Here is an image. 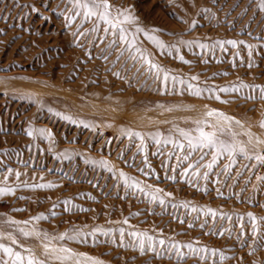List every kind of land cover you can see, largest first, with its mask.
I'll use <instances>...</instances> for the list:
<instances>
[{"label": "rangeland", "instance_id": "374dc122", "mask_svg": "<svg viewBox=\"0 0 264 264\" xmlns=\"http://www.w3.org/2000/svg\"><path fill=\"white\" fill-rule=\"evenodd\" d=\"M108 3L0 0V264H264V0Z\"/></svg>", "mask_w": 264, "mask_h": 264}, {"label": "snow or ice", "instance_id": "6c2138e0", "mask_svg": "<svg viewBox=\"0 0 264 264\" xmlns=\"http://www.w3.org/2000/svg\"><path fill=\"white\" fill-rule=\"evenodd\" d=\"M70 3L73 4L74 9H83V15L85 17V19H90L92 16H98L101 20H103L105 23L111 24L112 27H116V25L112 22V20L110 19L111 13L109 11L111 5L108 3V0H70ZM262 8H264V3H262L261 5ZM127 11V10H126ZM122 15H124V13H121ZM74 15H81V12L79 11H75ZM125 19L126 20H131L133 19V17H131L130 14L125 15ZM121 37L120 39L124 40L126 37L123 34L124 30L121 29ZM228 43H232L235 44V41H229ZM201 48L206 47V45L201 44L200 45ZM181 60H183V57H181ZM251 67V64L249 65ZM165 79H167V77H165ZM192 79H198V77H192ZM259 87V86H257ZM220 91H228V89H220ZM260 92H261V98H264V88H260ZM196 95H200V91L199 89H196ZM217 99H219V97H217ZM209 116L213 115L212 112L208 113ZM223 115V114H220ZM225 119H228L227 117H225ZM199 123V122H197ZM238 123V121H237ZM212 127H216L215 125H212ZM262 127H264V124H262ZM196 131L198 132L197 136H191L189 133L187 132H181V135L184 136L187 140H188V146L189 148H191L192 150H195L197 148H212L215 149V153L213 155V161L209 164H207L205 167L208 169H211L213 166V163H215L216 157L219 156L221 153H228L229 155H232L236 150H237V146L235 144H231V143H227L221 139H219L217 133L215 131L212 132H206L204 131L203 128L198 127L196 129ZM29 135H31V132L28 133ZM133 135L139 136V133H133ZM177 148H183L184 145L177 143L176 144ZM241 153H245L246 149L243 147H240L238 149ZM187 155L185 157H182L181 159H187ZM251 158V157H249ZM201 160L203 159V156H201L200 158ZM255 159L261 163H264V155H259L257 154L255 156ZM100 163L102 165H107V161H100ZM189 167H191V165H189ZM197 167H199V165H197ZM121 176H125V174L123 172L120 173ZM205 176L207 175V173L204 174ZM129 178L125 177V182H127ZM133 185L135 186H139V182L137 181H133ZM40 187H51V185H41ZM157 191H162V190H157ZM170 195V194H169ZM153 198L156 199L157 197L155 196V194H153ZM161 203H163V201H160ZM195 211V209H193ZM213 215H215L213 213ZM250 218L255 219L251 213L248 214ZM127 222V221H125ZM191 226V225H190ZM23 235L25 236H29L31 235V233L28 232H23ZM121 235H123V232H121ZM132 235H135L134 233ZM65 236L61 235L59 237V239H64ZM148 241L149 244L151 246V241H152V237H148ZM15 243V241H13ZM159 245L163 246L165 245V240L161 239L159 240ZM171 247L173 249L176 250V255L177 256H183L184 254L180 251V246L177 244H172ZM184 248H187L190 252L195 253L197 250L193 247V245L191 243L183 245ZM46 250H47V245L45 246ZM140 250L141 252L144 251V241L141 240L140 241ZM154 250V249H153ZM3 251L5 253H7L9 256H13L15 258V264H24V258L21 256V254L19 252H13L11 248L8 247H4ZM62 251L65 252H69V249H62ZM201 252L205 251V249H200ZM223 258V257H222ZM6 264V262H5ZM27 264H46L45 261H38L36 260L34 257H30L27 261ZM93 264H102V262L96 260L93 261Z\"/></svg>", "mask_w": 264, "mask_h": 264}]
</instances>
